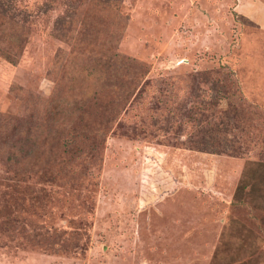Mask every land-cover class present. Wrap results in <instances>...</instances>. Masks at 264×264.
<instances>
[{
  "label": "rangeland",
  "instance_id": "rangeland-1",
  "mask_svg": "<svg viewBox=\"0 0 264 264\" xmlns=\"http://www.w3.org/2000/svg\"><path fill=\"white\" fill-rule=\"evenodd\" d=\"M0 264H264V0H0Z\"/></svg>",
  "mask_w": 264,
  "mask_h": 264
},
{
  "label": "trees",
  "instance_id": "trees-1",
  "mask_svg": "<svg viewBox=\"0 0 264 264\" xmlns=\"http://www.w3.org/2000/svg\"><path fill=\"white\" fill-rule=\"evenodd\" d=\"M4 55L6 54L5 52L3 53ZM7 55V54H6ZM7 58L9 59L8 61H10V58H9V56H7ZM56 104H58V103H55V104H53L54 105V107H56L57 105ZM57 113H55V115H56ZM255 173V172H254ZM248 186H249V183L245 180V178L243 177L241 180H240V182H239V185L237 186V188H236V191H235V194H234V200H233V205H234V207H241V206H243L244 205V202L243 201H241V198L243 197V196H245L244 195V192L247 190V188H248Z\"/></svg>",
  "mask_w": 264,
  "mask_h": 264
}]
</instances>
